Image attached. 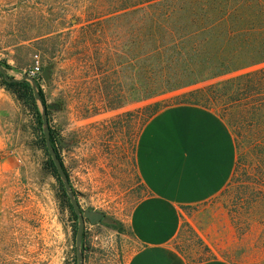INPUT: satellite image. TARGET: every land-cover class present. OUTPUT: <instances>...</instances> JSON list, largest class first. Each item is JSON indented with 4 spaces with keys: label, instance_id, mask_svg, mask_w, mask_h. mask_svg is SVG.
I'll return each mask as SVG.
<instances>
[{
    "label": "rangeland",
    "instance_id": "1",
    "mask_svg": "<svg viewBox=\"0 0 264 264\" xmlns=\"http://www.w3.org/2000/svg\"><path fill=\"white\" fill-rule=\"evenodd\" d=\"M47 2L0 0V63L10 76L21 77L36 63L35 55L44 66L58 60L51 80L41 83L47 103L60 104L48 111L50 129L69 142L67 147L55 145L81 209L103 211L118 225L86 222L84 264H126L136 249L130 212L147 193L135 163L137 139L152 111L178 103L199 104L219 114L233 133L237 159L223 191L183 209L175 247L191 262L222 257L233 264H264V111L253 113L245 101L233 105L200 90L262 68L264 62L138 101L129 99L130 70L124 62L117 76L123 85L112 76L115 95L124 98L122 105L105 107L94 88L97 82H92L96 76L86 81L82 62L65 55L82 51V46L64 43L66 34L55 47L50 42L20 41L48 28ZM2 111L0 264H77L78 218L63 200L58 179L45 169L38 125L15 95L12 111Z\"/></svg>",
    "mask_w": 264,
    "mask_h": 264
},
{
    "label": "trees",
    "instance_id": "2",
    "mask_svg": "<svg viewBox=\"0 0 264 264\" xmlns=\"http://www.w3.org/2000/svg\"><path fill=\"white\" fill-rule=\"evenodd\" d=\"M47 1L51 14L48 28L33 36H24L20 41L50 42L55 47L66 34L68 39L64 43L68 41L75 48L82 46V51H68L65 55L82 62L86 81L96 76L92 82H97L94 88L105 107L122 105L124 98L115 95L116 82L112 76L119 78L124 62L130 70L131 101L149 99L264 62V0ZM42 8L43 5L37 9ZM72 19L76 21L72 22ZM49 63L56 67L58 60ZM0 76L2 85L34 117L39 130L38 145L47 157L45 169L58 179L63 200L77 217L48 152L32 84L27 80L8 81L1 72ZM35 79L40 95L47 103L41 85L42 73ZM118 83L123 85L121 80ZM200 90L228 99L233 105L245 101L253 113L262 112L264 67L235 74ZM157 111H152L151 116ZM50 131L51 142L64 167L55 145L59 144L57 135L52 129ZM110 225L118 227L117 224ZM84 236L85 233L83 250L86 249Z\"/></svg>",
    "mask_w": 264,
    "mask_h": 264
},
{
    "label": "crops",
    "instance_id": "3",
    "mask_svg": "<svg viewBox=\"0 0 264 264\" xmlns=\"http://www.w3.org/2000/svg\"><path fill=\"white\" fill-rule=\"evenodd\" d=\"M12 95L0 86V141L2 110L12 111ZM236 159L233 133L212 109L178 103L149 117L135 150L136 167L147 193L130 212L129 229L137 247L126 264H233L222 257L191 262L174 240L182 226L183 209L223 191Z\"/></svg>",
    "mask_w": 264,
    "mask_h": 264
},
{
    "label": "water",
    "instance_id": "4",
    "mask_svg": "<svg viewBox=\"0 0 264 264\" xmlns=\"http://www.w3.org/2000/svg\"><path fill=\"white\" fill-rule=\"evenodd\" d=\"M55 67L54 63H48L44 67L42 71V78L45 82H49L52 78L53 69ZM0 71L3 74L4 78L8 81H24L27 80L32 84L34 96L39 104L40 112L42 116V126L43 132L46 140V146L50 156L52 157L54 164L56 165L59 176L64 184L65 190L68 194L70 202L73 206L74 212L78 215V227L76 233V257L77 264H84V253L82 248V240L84 234V228L86 224V219H88L91 223L103 222L107 224H116V220L107 215L105 212L96 210L93 208H87L82 210L80 204L75 196V192L73 191L68 174L66 173L61 160L59 159L55 147L51 142V131L50 124L48 119V110H57L59 105L55 102L53 103H45L40 95L39 86L37 80L34 76L29 73L23 74L21 77H14L8 74L7 68L3 67L0 63ZM58 141L60 145L63 147H67L69 142H67L62 135H58Z\"/></svg>",
    "mask_w": 264,
    "mask_h": 264
},
{
    "label": "built area",
    "instance_id": "5",
    "mask_svg": "<svg viewBox=\"0 0 264 264\" xmlns=\"http://www.w3.org/2000/svg\"><path fill=\"white\" fill-rule=\"evenodd\" d=\"M34 57H35L36 63L32 66L31 70L29 71V74L35 77L42 73L43 65L39 62L38 55H35Z\"/></svg>",
    "mask_w": 264,
    "mask_h": 264
},
{
    "label": "flooded vegetation",
    "instance_id": "6",
    "mask_svg": "<svg viewBox=\"0 0 264 264\" xmlns=\"http://www.w3.org/2000/svg\"><path fill=\"white\" fill-rule=\"evenodd\" d=\"M55 103H57L58 105H59V107H58V109L60 108V104L58 103V102H55ZM57 137H58V135H57ZM57 140H58V138H56ZM59 142V141H58ZM60 144V143H59ZM77 215V214H76ZM77 218H78V215H77ZM87 221H89L88 219H86V222Z\"/></svg>",
    "mask_w": 264,
    "mask_h": 264
}]
</instances>
